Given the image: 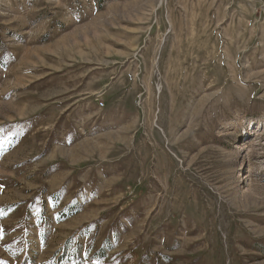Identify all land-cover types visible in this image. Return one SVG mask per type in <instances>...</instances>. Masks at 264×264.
I'll return each instance as SVG.
<instances>
[{"label":"rangeland","instance_id":"1","mask_svg":"<svg viewBox=\"0 0 264 264\" xmlns=\"http://www.w3.org/2000/svg\"><path fill=\"white\" fill-rule=\"evenodd\" d=\"M0 264H264V0H0Z\"/></svg>","mask_w":264,"mask_h":264}]
</instances>
